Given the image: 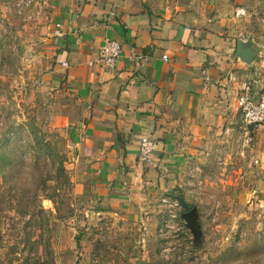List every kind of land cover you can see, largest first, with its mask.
Returning a JSON list of instances; mask_svg holds the SVG:
<instances>
[{"label":"crops","instance_id":"obj_1","mask_svg":"<svg viewBox=\"0 0 264 264\" xmlns=\"http://www.w3.org/2000/svg\"><path fill=\"white\" fill-rule=\"evenodd\" d=\"M24 1L0 7L26 20L23 36H41L50 52L45 83L62 102L54 108L75 151L76 197L138 219L157 198L175 201L195 165L231 137H242L240 149L254 142L248 153L264 169V134L238 127L235 98L239 81L256 93L264 83V0H26L19 14ZM108 39L123 47L112 70L99 64ZM144 138L157 144L151 163L138 159ZM261 177L255 194L264 200Z\"/></svg>","mask_w":264,"mask_h":264},{"label":"rangeland","instance_id":"obj_2","mask_svg":"<svg viewBox=\"0 0 264 264\" xmlns=\"http://www.w3.org/2000/svg\"><path fill=\"white\" fill-rule=\"evenodd\" d=\"M11 15L0 7V264H264V200L255 194L263 162L248 153L254 142L238 147L242 137L210 151L172 192L198 210L197 234L164 197L130 221L76 197L75 151L54 108L62 102L45 83L50 52Z\"/></svg>","mask_w":264,"mask_h":264},{"label":"built area","instance_id":"obj_3","mask_svg":"<svg viewBox=\"0 0 264 264\" xmlns=\"http://www.w3.org/2000/svg\"><path fill=\"white\" fill-rule=\"evenodd\" d=\"M29 6L30 1L25 0L20 4L18 13L21 14L23 8H28ZM235 16L237 18H242L247 16V13L244 10H237ZM122 54V45L117 41L108 39L100 50L99 64L104 69H115ZM64 66H67V64H64ZM238 84L239 87L236 89L235 98L237 100L238 112L242 123L245 124L250 132L264 134V83L258 93L255 92L254 84L251 81L243 79L239 81ZM156 149V142L149 138L142 139L138 156L139 161L151 163ZM165 199L166 200H163V202L168 204L169 207H177L176 204L171 203L170 199Z\"/></svg>","mask_w":264,"mask_h":264},{"label":"water","instance_id":"obj_4","mask_svg":"<svg viewBox=\"0 0 264 264\" xmlns=\"http://www.w3.org/2000/svg\"><path fill=\"white\" fill-rule=\"evenodd\" d=\"M241 57L244 56V52L241 51L240 53ZM244 58V57H243ZM172 200L177 201L178 205L185 211L184 215L182 216L183 219L187 222L188 227L193 231L197 232V229L199 227L198 225V210L196 208L192 209L189 212V206L186 202V200L182 197H170ZM197 234V233H196Z\"/></svg>","mask_w":264,"mask_h":264},{"label":"flooded vegetation","instance_id":"obj_5","mask_svg":"<svg viewBox=\"0 0 264 264\" xmlns=\"http://www.w3.org/2000/svg\"><path fill=\"white\" fill-rule=\"evenodd\" d=\"M190 212V211H189Z\"/></svg>","mask_w":264,"mask_h":264}]
</instances>
